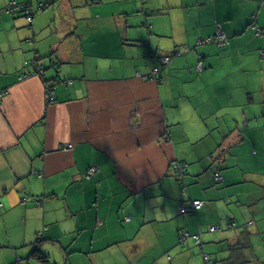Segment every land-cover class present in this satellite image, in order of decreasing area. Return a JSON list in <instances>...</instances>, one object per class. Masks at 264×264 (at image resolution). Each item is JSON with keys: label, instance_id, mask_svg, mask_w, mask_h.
I'll use <instances>...</instances> for the list:
<instances>
[{"label": "crops", "instance_id": "1", "mask_svg": "<svg viewBox=\"0 0 264 264\" xmlns=\"http://www.w3.org/2000/svg\"><path fill=\"white\" fill-rule=\"evenodd\" d=\"M7 1L0 264H264V0Z\"/></svg>", "mask_w": 264, "mask_h": 264}, {"label": "built area", "instance_id": "2", "mask_svg": "<svg viewBox=\"0 0 264 264\" xmlns=\"http://www.w3.org/2000/svg\"><path fill=\"white\" fill-rule=\"evenodd\" d=\"M20 5L17 4L14 0H9L7 2V9L8 11L9 10H13V9H16L18 8ZM257 34H260V31L258 30L257 31ZM201 43H208V42H215L219 45H222V44H225L226 42H228V37L227 35L225 34L224 31L222 30H219L217 31V33L215 34V36L213 37H209L207 38L206 40H201L200 41ZM163 61L166 62V63H169L170 62V57L166 56V57H163ZM205 68V64L202 60L199 61V63L197 64V71L198 72H202ZM158 68H155L152 70V72L150 74H148V76H146L147 78H154L156 79L158 77ZM1 96V95H0ZM173 168L177 171V173L180 175V176H185L188 172V165L183 163V162H175L174 163V166ZM97 171V167L93 166L91 168H89V170L87 171V175L88 176H91L93 173H95ZM218 179H221V176H217ZM204 205V201L200 200V199H196V200H193L192 204H191V208L192 210H198V209H201L202 206ZM190 208L188 207H182L181 208V212L182 213H187L189 211ZM212 229H215V228H212ZM190 233L185 231V232H182L179 236V243L181 245L183 244H186L187 243V240L188 238L190 237ZM197 238V240H200V236L196 235L195 236ZM205 258H206V264H215L213 260L209 259V256H206L205 255Z\"/></svg>", "mask_w": 264, "mask_h": 264}, {"label": "rangeland", "instance_id": "3", "mask_svg": "<svg viewBox=\"0 0 264 264\" xmlns=\"http://www.w3.org/2000/svg\"><path fill=\"white\" fill-rule=\"evenodd\" d=\"M1 33H3V32H1ZM46 61H49V60L46 59ZM62 65L64 66V69L62 71H60V72H57L54 68L50 69V70H52L54 72V75H58L57 77L59 78V80H58L59 83H65L71 77V75H72L70 69H68L67 67H65L67 64H62ZM238 109L242 113L247 112L248 114L254 115V113L258 110V107L256 105V106H254V107H252L251 109L248 110L244 106H240V107H238ZM242 152H243V147L242 146H240L239 148L233 150V153H237V154L242 153ZM255 153H258V149L255 150ZM250 154L251 155L248 154L250 157L255 158V155L254 154H252V153H250ZM245 155H246V153H245ZM252 168H253V166H252ZM254 168L256 170H253L252 169V171H254V173L251 174V176H255L259 172L258 171L259 170V166L258 165H255ZM262 171H264V167H262ZM253 188H255V187L248 184L246 186L243 185V187L241 189L242 190H245L246 189L247 192H252L250 190L253 189ZM234 190L235 191L236 190H239V188H237V189L234 188V189H232L231 192H234ZM235 199H236V197L234 198V200ZM237 199H238V197H237ZM239 199L243 200V196L242 197H239ZM238 204H241V203H233V204H231V211H236L238 213V215H240V217L236 221V225H238V226H235L234 228L244 229V224L245 223L242 222V221L245 218V216L249 215L252 211H251V209H248L247 207H243V208L242 207H239ZM236 206H238V207H236ZM213 214L214 215H217L216 218H218V213H216V211H213ZM261 222L264 224V221L263 220H261ZM212 227L220 228V225L218 223H213V224H210L208 226V229H211ZM253 233L256 234L257 233V230H255V232H253ZM237 238H240L242 240L243 239V235L242 234L241 235L239 234V236ZM260 240H262V237L261 236H260Z\"/></svg>", "mask_w": 264, "mask_h": 264}, {"label": "trees", "instance_id": "4", "mask_svg": "<svg viewBox=\"0 0 264 264\" xmlns=\"http://www.w3.org/2000/svg\"><path fill=\"white\" fill-rule=\"evenodd\" d=\"M9 1V0H8ZM7 1V2H8ZM17 4H19L20 6L18 7V8H16V9H13V10H9L8 11V9H7V7H6V9L4 10L6 13H12V12H15L16 10H19V9H23V12L26 14V16H27V19H28V21H29V23H31L32 21H33V18H34V7H33V4L32 3H28V4H25V3H20V2H18V1H16V0H14ZM37 2H38V8L39 9H45L46 8V6L43 4V2H41V1H39V0H37ZM0 14H1V12H0ZM200 44H202L201 42H200ZM202 60V59H201ZM200 61V60H199ZM203 61V60H202ZM206 67V66H205ZM197 70V69H196ZM51 89H52V87H50ZM184 163V162H183ZM186 164V163H185ZM177 172V171H176ZM179 175V174H178ZM36 256H37V258H39V259H43L44 258V256H42V254H36Z\"/></svg>", "mask_w": 264, "mask_h": 264}]
</instances>
